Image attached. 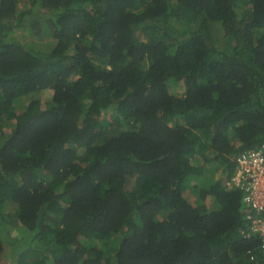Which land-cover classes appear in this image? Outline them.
<instances>
[{
    "label": "trees",
    "instance_id": "1",
    "mask_svg": "<svg viewBox=\"0 0 264 264\" xmlns=\"http://www.w3.org/2000/svg\"><path fill=\"white\" fill-rule=\"evenodd\" d=\"M262 144L264 0H0L3 264H264Z\"/></svg>",
    "mask_w": 264,
    "mask_h": 264
},
{
    "label": "built area",
    "instance_id": "2",
    "mask_svg": "<svg viewBox=\"0 0 264 264\" xmlns=\"http://www.w3.org/2000/svg\"><path fill=\"white\" fill-rule=\"evenodd\" d=\"M233 160L236 170L229 186L244 191L243 203L254 212L246 214L249 230L258 234L264 250V144L240 152Z\"/></svg>",
    "mask_w": 264,
    "mask_h": 264
},
{
    "label": "rangeland",
    "instance_id": "3",
    "mask_svg": "<svg viewBox=\"0 0 264 264\" xmlns=\"http://www.w3.org/2000/svg\"><path fill=\"white\" fill-rule=\"evenodd\" d=\"M14 39L17 42H21L24 45L32 48H36V50H42V51H46L49 48H51L54 45V40L50 37L47 36L46 34V30L43 31V33L41 32V37L40 38H36L33 37L30 33H28L26 30L24 29H14L10 32V34H8V39ZM39 97L45 99L49 97V93L46 91H40L39 92ZM18 232H14V234H17ZM9 260L7 259L6 262H8ZM0 263L3 264L5 263L4 259H0Z\"/></svg>",
    "mask_w": 264,
    "mask_h": 264
},
{
    "label": "clouds",
    "instance_id": "4",
    "mask_svg": "<svg viewBox=\"0 0 264 264\" xmlns=\"http://www.w3.org/2000/svg\"><path fill=\"white\" fill-rule=\"evenodd\" d=\"M263 250V249H262Z\"/></svg>",
    "mask_w": 264,
    "mask_h": 264
}]
</instances>
